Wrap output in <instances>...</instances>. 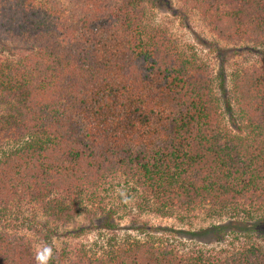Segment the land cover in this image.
Wrapping results in <instances>:
<instances>
[{
  "label": "trees",
  "instance_id": "trees-1",
  "mask_svg": "<svg viewBox=\"0 0 264 264\" xmlns=\"http://www.w3.org/2000/svg\"><path fill=\"white\" fill-rule=\"evenodd\" d=\"M178 1L264 56V0ZM158 2L0 0V264H264V64L229 88L220 71L217 95L196 52L150 21ZM197 211L227 220L205 232L231 250H185L139 222ZM80 215L129 218L138 236L56 249Z\"/></svg>",
  "mask_w": 264,
  "mask_h": 264
},
{
  "label": "rangeland",
  "instance_id": "rangeland-1",
  "mask_svg": "<svg viewBox=\"0 0 264 264\" xmlns=\"http://www.w3.org/2000/svg\"><path fill=\"white\" fill-rule=\"evenodd\" d=\"M181 6L178 0H162L157 4L148 5L150 21L152 24L162 27L178 48L184 49L187 53L196 52L197 60L207 66L209 73L214 78L213 86L217 95L220 91L217 88L218 84L215 77L220 71H222L223 76L228 75L226 84L229 88V74L234 69L253 62L264 64V56L252 49L248 43L233 44L219 40L199 19L197 14L188 12ZM117 194L116 191L106 199L108 207L116 201ZM25 214L29 215V212L27 211ZM195 215L191 219H186L184 223L174 217H161L146 213L139 217V222H146L158 234L167 236L177 245L185 244V250L193 251L198 247L204 250L215 249L216 252L224 248L231 250V245H227L230 242V235L224 236V239L216 240L214 234L209 233L208 235L205 232L211 223L227 222L226 219L219 221L216 218H208V214L204 211H197ZM36 218L39 222L44 220L39 214ZM99 224H102L100 219L88 220L83 215L77 216L72 222L61 226L54 233L51 241L56 249L67 246L85 250L91 248L95 242L106 243L113 236L117 239L127 234L138 236V233L132 230V222L129 218L115 219V227L110 229L101 228ZM81 226L86 227L87 231L76 235L77 227ZM237 230L239 229H235V231ZM18 232L26 233L35 243L37 253L40 254V246L36 241L37 235H34L30 230L21 229Z\"/></svg>",
  "mask_w": 264,
  "mask_h": 264
},
{
  "label": "clouds",
  "instance_id": "clouds-1",
  "mask_svg": "<svg viewBox=\"0 0 264 264\" xmlns=\"http://www.w3.org/2000/svg\"><path fill=\"white\" fill-rule=\"evenodd\" d=\"M45 259H46L45 256L38 255L37 256L38 264H44Z\"/></svg>",
  "mask_w": 264,
  "mask_h": 264
}]
</instances>
